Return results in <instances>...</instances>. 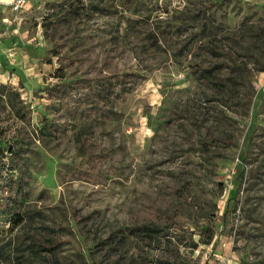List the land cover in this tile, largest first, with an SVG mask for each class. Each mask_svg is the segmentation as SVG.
Here are the masks:
<instances>
[{"label": "rangeland", "instance_id": "374dc122", "mask_svg": "<svg viewBox=\"0 0 264 264\" xmlns=\"http://www.w3.org/2000/svg\"><path fill=\"white\" fill-rule=\"evenodd\" d=\"M80 57L125 79L90 118ZM0 92V264H264V0H31L0 12Z\"/></svg>", "mask_w": 264, "mask_h": 264}, {"label": "trees", "instance_id": "16d2710c", "mask_svg": "<svg viewBox=\"0 0 264 264\" xmlns=\"http://www.w3.org/2000/svg\"><path fill=\"white\" fill-rule=\"evenodd\" d=\"M77 6V7H76ZM82 6L81 1H76L75 5L71 4V8L74 9V13L77 15L79 14V8ZM78 8V9H77ZM57 23V21H55ZM45 24V23H44ZM53 56L58 58L59 61V67L54 70L53 75H51L53 78L57 80H64L66 78V70L64 68V65L62 64V60L60 57V53L57 51L53 52ZM61 60V61H60ZM76 64H80L81 70V76L80 78L76 79V81L73 84H67L66 89L67 91H70L73 93V96L75 97V103L73 104L72 110H70L71 113L84 118H90L96 111L109 107L113 104V95L116 90H118L121 86L124 84V76L119 77L113 70L107 71L106 75H102L99 73V76L101 78L96 77L100 80V82L93 84V79L91 78V75L88 74V71H85L83 69V59L80 57L77 59ZM74 65V63H73ZM89 72H96V69H93ZM3 88H6L4 86ZM66 92L63 93L62 97L65 98ZM3 97L2 92H0V99ZM69 112V113H70ZM73 117H71L72 119ZM3 131L0 128V138H2ZM1 140V139H0ZM91 145L92 149L95 152H98L100 149L105 151L103 147L97 146L94 140L91 139ZM0 145H2V142L0 141ZM21 147L16 151V158L18 160L24 159V146H27V143L23 140L21 141ZM94 160L96 163L98 162L99 158L101 157L99 153H96ZM10 186H12V191L14 190L16 186V181L12 179L10 181ZM14 187V188H13ZM9 193L12 192L11 188L9 187ZM5 193V192H4ZM228 213H226L227 215ZM13 227L12 231H14L16 228H18L23 222L24 217L21 213H16L13 216ZM135 233L137 235L143 236L148 239H152L153 237H157V235L162 231V229H159L158 227H154L152 225H140L134 229ZM33 242L31 248L32 251L35 250V247L38 248V252L42 249L40 247H43V250H51L53 247L51 244H49L47 241H43L38 236H33ZM170 240V239H169Z\"/></svg>", "mask_w": 264, "mask_h": 264}, {"label": "built area", "instance_id": "2783aa9c", "mask_svg": "<svg viewBox=\"0 0 264 264\" xmlns=\"http://www.w3.org/2000/svg\"><path fill=\"white\" fill-rule=\"evenodd\" d=\"M31 0H0V7L9 9L13 12H21L25 9Z\"/></svg>", "mask_w": 264, "mask_h": 264}, {"label": "crops", "instance_id": "0c3cea01", "mask_svg": "<svg viewBox=\"0 0 264 264\" xmlns=\"http://www.w3.org/2000/svg\"><path fill=\"white\" fill-rule=\"evenodd\" d=\"M4 10H5L4 8H1V7H0V12H2V11H4Z\"/></svg>", "mask_w": 264, "mask_h": 264}]
</instances>
